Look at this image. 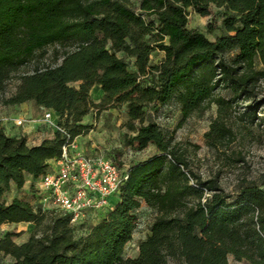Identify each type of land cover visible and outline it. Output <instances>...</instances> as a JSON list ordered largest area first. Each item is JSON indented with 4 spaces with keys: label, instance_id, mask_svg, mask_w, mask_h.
Masks as SVG:
<instances>
[{
    "label": "rangeland",
    "instance_id": "374dc122",
    "mask_svg": "<svg viewBox=\"0 0 264 264\" xmlns=\"http://www.w3.org/2000/svg\"><path fill=\"white\" fill-rule=\"evenodd\" d=\"M77 1L88 14H82ZM246 1L0 0V132L24 136L28 147L55 136V126L43 118L49 108L22 93L33 76L50 72L48 101L55 103L61 93L72 105L69 115L57 114V120L72 125L75 113L86 111L79 121L84 127L73 138L78 151L105 155L127 170L156 158L147 168L152 175H140L134 183L133 225L127 239L115 246L122 259L113 264H190L180 252L188 244L184 239L193 235L229 237L225 246L239 249L232 242L236 220L225 223L233 227L209 226L217 194L225 199L218 211L220 223L229 206L239 205L240 192H264V27L249 22L246 11L255 6L243 8ZM104 17L123 19L125 36L119 39L101 29L88 36L78 27L65 28ZM94 40L124 65L115 71L130 79L123 89L108 93L101 83L87 86L84 78L73 76L60 82L58 70L75 72L80 49ZM223 66L244 82L242 91L223 85ZM105 67H98V76H104ZM82 85L88 87L86 94ZM120 95L128 97L117 101ZM20 117L27 121L18 126L35 128L30 142L9 128ZM144 129L149 131L146 140L137 139ZM46 169L39 174L24 171L23 184L11 180L0 196L6 206L19 200L37 212V219L0 223V264H26L11 247L22 248L31 238L52 241L60 233L82 244L101 237L104 220L119 203L87 212L76 223H55L47 213L42 218L38 183ZM160 218L167 223L161 236L168 243L157 258V250L151 249L146 261L140 247L155 236L152 229ZM256 226L264 236V229ZM173 247L179 255L171 253ZM225 252L227 264H250L232 250Z\"/></svg>",
    "mask_w": 264,
    "mask_h": 264
},
{
    "label": "trees",
    "instance_id": "16d2710c",
    "mask_svg": "<svg viewBox=\"0 0 264 264\" xmlns=\"http://www.w3.org/2000/svg\"><path fill=\"white\" fill-rule=\"evenodd\" d=\"M76 5L82 11V14H88V10L81 2L77 1ZM252 5H254L255 8L246 11L249 22L258 21L261 27H264V0L246 1L243 8L253 7ZM69 27H78L84 30L88 36H93L94 32L98 29L105 31L108 35L118 37L119 39L123 38L126 34L124 20L121 18L113 21L105 17L101 19L93 18L92 20L83 21L81 24H70L65 26L66 29H69ZM132 48L134 52H137L136 47ZM80 56V58H77L78 67L75 72L68 71L65 68H60L58 70L57 73L61 83H66L72 76L73 78H84L87 86L94 83H101L108 93L119 91L130 83L128 77L121 78L115 74L117 68L124 66L122 62L118 61L112 54H108L102 46L98 45L97 40L92 41L89 46L81 48ZM103 63L107 65V67L104 68V76H98V67H102ZM222 69L223 76L219 79L223 81V85L233 87L235 90L240 88L242 91L244 82L235 76L236 72L227 66H223ZM85 71L86 73H84ZM49 74L50 72L46 73L44 76H33L30 86L22 93L25 98H34L36 103H40L49 109L51 108L56 116L58 113L68 116V111L72 109V105H67L65 96L59 97L61 93H58V96L56 95L58 100L55 103L48 101V98L51 99L50 97L52 95V92L48 89V87H50V82L48 80ZM42 80H44L43 86H41ZM87 89L88 87L84 88L82 85V92L86 94ZM127 97L128 96L120 95L117 101H123ZM85 100L86 97H84V102ZM134 111H137L136 108ZM76 113L72 125L66 123V121L61 123L72 138L81 133L84 126L79 124L80 116L84 115L86 111H80L79 115H76ZM254 115L255 113L251 112L252 118ZM151 130H154V126L152 125L149 131ZM149 131L145 129L141 130L137 139L146 140V134ZM65 140L66 134L60 130H56L53 138L45 139L39 145L28 147L26 146L24 136L10 137L4 131H1L0 196L3 190L9 186L11 180H14L19 185L23 184L24 171L33 174L41 173L47 165L45 160L58 156ZM155 159L156 158H151L128 170V179L121 186L119 192V203L110 212L108 218L104 220L102 224L104 233L101 237L79 244L59 233L52 241L49 238H46L47 241L42 238H31L30 242L22 248L12 245L11 252L19 258L24 256L26 264H54L60 262L63 264H113L115 261L122 259L120 251L115 252V246L119 248L120 244L127 239L133 225L132 211L137 206V201L134 196V183L140 175L146 174L148 178L152 175L147 168L152 162H155ZM215 189H217L216 191L219 190V188ZM115 197L118 199V195H115ZM215 198H217V200L215 201V210L211 212L212 219L209 229L213 228L215 225L218 229H221V227L228 228V226L233 227V223H225L227 221L232 222L236 220V222H234L236 236L235 239H232V242L236 243L239 249L234 250L231 247L225 246L230 242L231 238L229 237H220L217 239L209 237L208 239H203L193 235L184 239V242L188 244L187 246H183L185 253L180 252V255L183 257L185 255V258L190 264H227L225 250H232L235 252L237 258L241 259L242 257H246L250 259V264H264V236L258 231L256 226L259 225L264 229V192L258 190H243L240 192L239 205L229 206L230 208L225 210V221L220 223L218 211L225 199L219 194H217ZM39 209H42V211L38 213L42 218H46L47 213L54 218L55 223L62 224L63 222L70 221L68 216L60 212L47 209L43 206ZM204 209L203 214L205 212ZM36 214L37 212L34 208L28 204H22L19 200H14L8 206L0 201V223L7 219L33 220L37 219ZM166 225L167 223L163 219L160 218L156 220L152 229L155 236L153 238H148L141 244V256L146 261L151 260L150 255H153L151 249L157 250V253L153 255L154 258L162 254V245L168 243L167 238L161 236V234L165 232ZM223 231L225 233V230ZM0 248H4V246ZM173 248L175 252L171 253L176 256L179 255L177 248ZM244 249L247 253L242 252Z\"/></svg>",
    "mask_w": 264,
    "mask_h": 264
},
{
    "label": "built area",
    "instance_id": "2783aa9c",
    "mask_svg": "<svg viewBox=\"0 0 264 264\" xmlns=\"http://www.w3.org/2000/svg\"><path fill=\"white\" fill-rule=\"evenodd\" d=\"M51 111L46 109L44 120L65 133L66 140L60 154L40 175L38 185L43 194V207L60 212L68 216L71 223H76L87 212L105 210L110 206L109 198L119 194L128 179V170L105 155L78 151L61 122L52 119ZM26 121L20 117L15 123L23 125Z\"/></svg>",
    "mask_w": 264,
    "mask_h": 264
},
{
    "label": "crops",
    "instance_id": "0c3cea01",
    "mask_svg": "<svg viewBox=\"0 0 264 264\" xmlns=\"http://www.w3.org/2000/svg\"><path fill=\"white\" fill-rule=\"evenodd\" d=\"M54 117L56 118V114H54ZM9 128H10V130H11L13 135H16V136H19L21 134L26 135L29 142L32 140L30 135L35 132L34 131L35 128H34L33 125L27 126L26 128L23 129L22 127L18 126L15 123V121L12 122V124L9 126ZM119 200H120L119 196H118V199L116 197H113L111 199V201H110V198H109L110 206L108 208H113L114 203H116Z\"/></svg>",
    "mask_w": 264,
    "mask_h": 264
},
{
    "label": "bare ground",
    "instance_id": "6f19581e",
    "mask_svg": "<svg viewBox=\"0 0 264 264\" xmlns=\"http://www.w3.org/2000/svg\"><path fill=\"white\" fill-rule=\"evenodd\" d=\"M54 114H55V113H54L53 111H51L52 119H53V115H54ZM113 197H115V195H113V196L110 197V201H111V199H112ZM107 209H108V208H107Z\"/></svg>",
    "mask_w": 264,
    "mask_h": 264
}]
</instances>
